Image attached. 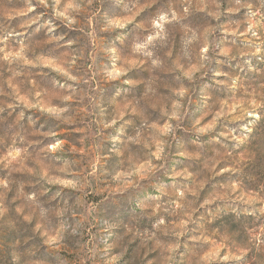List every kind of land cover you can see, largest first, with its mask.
Masks as SVG:
<instances>
[{
  "label": "clouds",
  "instance_id": "1",
  "mask_svg": "<svg viewBox=\"0 0 264 264\" xmlns=\"http://www.w3.org/2000/svg\"><path fill=\"white\" fill-rule=\"evenodd\" d=\"M0 264H264V0H0Z\"/></svg>",
  "mask_w": 264,
  "mask_h": 264
}]
</instances>
